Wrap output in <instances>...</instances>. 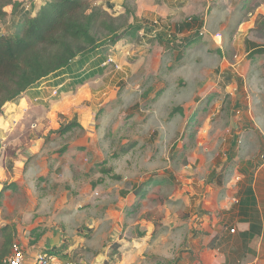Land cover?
<instances>
[{
    "label": "rangeland",
    "instance_id": "rangeland-1",
    "mask_svg": "<svg viewBox=\"0 0 264 264\" xmlns=\"http://www.w3.org/2000/svg\"><path fill=\"white\" fill-rule=\"evenodd\" d=\"M91 6L97 37H118L85 66L101 73L70 92L43 80L34 116L1 123L0 229L60 234L77 264H194L239 171L264 164V0Z\"/></svg>",
    "mask_w": 264,
    "mask_h": 264
},
{
    "label": "trees",
    "instance_id": "trees-1",
    "mask_svg": "<svg viewBox=\"0 0 264 264\" xmlns=\"http://www.w3.org/2000/svg\"><path fill=\"white\" fill-rule=\"evenodd\" d=\"M7 7H11L9 27L6 23ZM22 8V2L0 0V116L7 104L16 103L51 75L68 76L69 82L61 87L60 92L74 91L76 86L99 75L102 68L98 65L85 66L93 63L94 55H102L106 44L113 45L118 39L116 35L108 41L97 37L95 29L99 16L92 8L91 0H45L33 15L29 12L21 15ZM3 26L7 33H3ZM74 125L60 129L58 133L63 135ZM166 183L158 181L161 185ZM140 194L141 191L136 196ZM0 233V264H4L13 244L14 228L6 225ZM30 243L35 244L36 240ZM51 251L58 253L55 247Z\"/></svg>",
    "mask_w": 264,
    "mask_h": 264
},
{
    "label": "crops",
    "instance_id": "crops-1",
    "mask_svg": "<svg viewBox=\"0 0 264 264\" xmlns=\"http://www.w3.org/2000/svg\"><path fill=\"white\" fill-rule=\"evenodd\" d=\"M15 1L23 3L21 15L25 12L33 15L45 3V0H43L37 9L32 10L34 6L33 2L29 4L30 7L27 9L24 1ZM7 10H9V13H7ZM5 12L8 18L11 17V7L6 9ZM94 60L98 61V59L94 58L91 61ZM67 77L66 75L57 74L51 75L43 80H55L45 87L49 89L56 88L60 93L61 87L69 82ZM43 80L39 82L36 88L27 91L16 103L7 104L4 107V112L0 116V126H2L1 123L7 125V121H14L17 118L24 119L30 117L29 115L34 116L35 113L32 115L30 105L27 104L26 111H23L21 108L27 101L32 103L38 102L42 99L41 96L50 94V92L44 94V91L40 88ZM258 145V150L263 153L261 155L262 159L264 158V142L258 143ZM250 162H252V159L249 162L247 161V164H250ZM239 173V179L242 181L238 184L235 191L236 197L239 199V204L233 205L232 207L228 205L224 206V209L227 210L226 215L230 216L229 219L222 220L223 222L221 223H219V220L216 221L212 226L211 233L203 236L206 239H203L202 242L200 241L201 246L199 247L200 249L196 255L197 259L194 264H264V164L255 170V172H248L247 170L239 171ZM222 204L221 208H223ZM6 225L8 224L4 223L2 227ZM9 226L14 228L13 243H18L31 255L42 249L50 250L53 247L57 249L58 243H63V239H59L61 237L60 234H56L55 237L49 239L48 247H41L42 245L39 242L31 244L29 240H32L31 232L34 229L27 234L26 229L22 230L20 226ZM56 238H58L57 244L54 242ZM26 244L30 245V247L26 248Z\"/></svg>",
    "mask_w": 264,
    "mask_h": 264
},
{
    "label": "built area",
    "instance_id": "built-area-1",
    "mask_svg": "<svg viewBox=\"0 0 264 264\" xmlns=\"http://www.w3.org/2000/svg\"><path fill=\"white\" fill-rule=\"evenodd\" d=\"M239 180V177H237ZM233 232V230H231ZM4 264H77L66 260L61 254L54 253L51 249H42L34 254H29L18 243H13L10 254L4 259Z\"/></svg>",
    "mask_w": 264,
    "mask_h": 264
},
{
    "label": "water",
    "instance_id": "water-1",
    "mask_svg": "<svg viewBox=\"0 0 264 264\" xmlns=\"http://www.w3.org/2000/svg\"><path fill=\"white\" fill-rule=\"evenodd\" d=\"M54 242H55V244H57V242H58V238H56Z\"/></svg>",
    "mask_w": 264,
    "mask_h": 264
}]
</instances>
